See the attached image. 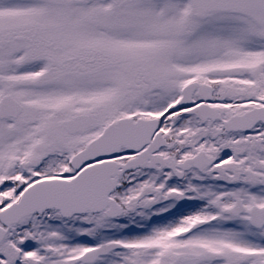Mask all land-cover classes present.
Wrapping results in <instances>:
<instances>
[{"label": "snow or ice", "instance_id": "6c2138e0", "mask_svg": "<svg viewBox=\"0 0 264 264\" xmlns=\"http://www.w3.org/2000/svg\"><path fill=\"white\" fill-rule=\"evenodd\" d=\"M0 264H264V0H0Z\"/></svg>", "mask_w": 264, "mask_h": 264}]
</instances>
